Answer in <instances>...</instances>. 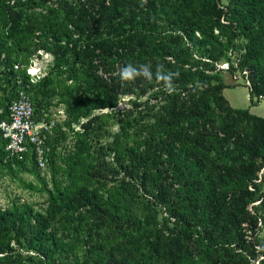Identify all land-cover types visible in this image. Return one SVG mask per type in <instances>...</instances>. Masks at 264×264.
Wrapping results in <instances>:
<instances>
[{"label":"trees","instance_id":"16d2710c","mask_svg":"<svg viewBox=\"0 0 264 264\" xmlns=\"http://www.w3.org/2000/svg\"><path fill=\"white\" fill-rule=\"evenodd\" d=\"M224 72L264 101V0H0V119L24 90L57 120L44 169L0 133L44 198L0 204V264H264V118Z\"/></svg>","mask_w":264,"mask_h":264},{"label":"built area","instance_id":"2783aa9c","mask_svg":"<svg viewBox=\"0 0 264 264\" xmlns=\"http://www.w3.org/2000/svg\"><path fill=\"white\" fill-rule=\"evenodd\" d=\"M39 53L42 58L36 57L27 68L33 82L46 75L47 65L52 59L49 54ZM220 67L228 69L227 64ZM247 74L248 72H244L242 75L246 77V82L250 87L251 83L247 78ZM59 114L60 118H65L63 111ZM56 125L57 120H52L50 123L36 121L35 106L29 94L22 90L18 92L17 97L9 105V120L0 119V133L8 141L6 151L11 157L23 159L32 146L35 149L39 167L44 169L48 165V153L50 151L46 141L48 135L53 134Z\"/></svg>","mask_w":264,"mask_h":264},{"label":"rangeland","instance_id":"374dc122","mask_svg":"<svg viewBox=\"0 0 264 264\" xmlns=\"http://www.w3.org/2000/svg\"><path fill=\"white\" fill-rule=\"evenodd\" d=\"M223 78L224 82L228 85L224 90L223 95L232 108L248 110L252 115L264 118V101L259 102L258 99L255 98L254 102H252L250 87L241 73L233 75L224 72ZM127 101L128 99L123 102L121 108L128 106ZM26 178L32 180V177L26 176ZM18 187V184L12 183L8 178L0 180V204L2 206H5L17 196H21L23 200L27 202L43 203V197L39 195H31L27 190Z\"/></svg>","mask_w":264,"mask_h":264},{"label":"clouds","instance_id":"9594fccd","mask_svg":"<svg viewBox=\"0 0 264 264\" xmlns=\"http://www.w3.org/2000/svg\"><path fill=\"white\" fill-rule=\"evenodd\" d=\"M121 75L124 79L127 80L131 79L134 75H139V73H136L134 70H132L131 66H128L122 71Z\"/></svg>","mask_w":264,"mask_h":264}]
</instances>
